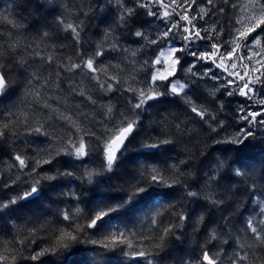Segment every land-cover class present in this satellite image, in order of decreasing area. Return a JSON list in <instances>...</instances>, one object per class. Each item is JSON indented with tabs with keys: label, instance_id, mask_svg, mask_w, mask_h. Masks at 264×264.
<instances>
[{
	"label": "snow or ice",
	"instance_id": "snow-or-ice-1",
	"mask_svg": "<svg viewBox=\"0 0 264 264\" xmlns=\"http://www.w3.org/2000/svg\"><path fill=\"white\" fill-rule=\"evenodd\" d=\"M49 2L51 3L52 0ZM107 2L114 3L117 7L118 24L121 27L137 23L135 18L139 9L144 10V15L165 22V30L154 35L137 29L132 33L138 38L134 42L144 41V44L137 49H123L125 52H130L131 57H136L144 47L156 46L154 58L145 59L138 67H136L137 61L131 60L132 74L121 80L119 73L108 74L109 67L120 68L119 64L104 66L97 64V58L102 57L106 50L101 42L97 45L96 50L86 58L85 53L77 52V61L68 57L67 63L60 64L59 67L68 73H74L77 70L82 71L85 75L91 73L89 79L94 80L105 94L116 91L130 93L129 109L121 111L117 115L116 106L111 102L100 105L99 107L103 110V119L97 121L102 125L98 134L92 127L85 126L80 119V116L84 115L87 120L88 116L93 114L78 113L73 115L70 111H62L59 107H53L48 102L52 97H46L42 90L53 85L56 88L60 87L59 72L56 73L55 81H52L51 75H49L41 82L38 72L32 71L28 77V84L32 87L26 95H30L35 104L49 110L50 114L47 116V120H52L53 117L62 120L71 131L68 132L67 138L53 137L45 129L47 120L43 122L38 120L35 126L27 127L28 135L44 136L51 139L52 142L46 148L37 150L35 156L16 152L11 157V161L7 165L8 172L11 173L12 169H16L18 174L15 179L0 183V188H14L20 181L21 175L24 174L30 180L24 182L27 187L22 191L10 198L0 200V213H5V210L11 209L21 201L31 203L40 200L45 194V189L42 187L43 181L52 183L62 177L76 176L81 181L92 184L96 177L114 172L120 166L129 146L137 141L140 134L141 112L151 108L153 102L164 103L163 98L165 97H179L187 107L189 115L198 117L199 122L206 124L212 133L217 134L225 130V119L218 118L225 105L222 100L217 99L216 94L223 89V95L227 97L244 98L237 102L234 114L235 120L241 126L235 133L213 141L216 145H224L223 148L217 149L222 153L234 152L239 156L252 146L251 140L256 138L257 130L264 132V92L261 91L264 89V0H220V4L234 10L233 23L227 40L222 39L225 29L219 21L213 22L207 27H197L194 22L198 19L204 20L217 13L223 15L226 9L220 6L217 0H204L203 5L197 6L198 13L196 15H189V10L195 4V0H132L131 6L125 0H107ZM84 15H87V12ZM56 21L62 26V30L70 33L72 40L79 44L82 22H66L63 16H58ZM0 24L11 25L14 29L23 28V25L14 18L3 14H0ZM111 31V29L106 30L105 39L111 35ZM3 35L0 32V38ZM8 36V41L0 42V97H6L11 89L7 67L9 64L18 65L25 71L33 67L29 64V58L20 55L21 40L14 38L11 32L8 33ZM41 36L46 38L49 33L44 31ZM177 37H179V44L176 43ZM200 41L206 42L203 49L197 43ZM108 50L119 51L121 49L118 43L113 42ZM185 56L192 58L190 61H185L187 67L182 64V59ZM30 58H38L49 65L55 60L53 55L44 56L40 52H35L34 56ZM205 65L208 67L205 68ZM214 68L220 69L221 74L217 75ZM178 71L183 72L185 77H191V79L179 78ZM137 72L146 73L143 81L137 79L135 74ZM100 74H104L106 79L102 81ZM205 78L217 82L209 89V95L218 105L214 109L206 106L205 103H198L200 98L194 99L189 94V90L192 89L196 80ZM33 81L38 82L39 86L33 85ZM72 91L76 92L77 89L73 88ZM77 94L85 97L93 105L97 103L92 96L87 95L83 88H80ZM56 99L60 100L59 97ZM63 102L67 104L66 100ZM254 105L259 106L258 110L253 107ZM76 107L78 108L79 105ZM8 117L7 120H0V139L6 138L10 132L12 135L16 134L12 131L14 123L28 125L29 116L23 111L19 113L18 117L9 111ZM174 127L177 135H182L186 130L182 128V122H177ZM173 144L174 140L171 137L163 139L144 137L136 144L137 155L143 157L145 161L153 162L143 165L139 176H133L128 181V187L124 189L122 195L108 197L109 202L103 203V206L97 205L87 215L84 214V209L79 204L74 208L61 209L59 216L66 224L55 228L51 233L50 242L44 247L33 250L28 256L23 255L22 249L27 244L35 243V240H0V249H2L0 250V264H16L18 257L31 261L33 264H42V258L45 256L75 255L73 248L79 243L91 244L94 246V250L102 249V252L97 253L98 256L119 249L120 254L127 257L133 264H141V262L142 264H162L165 258L162 253L166 249V242L170 238L179 240L177 229H182L184 222L189 220L186 212L177 211V205L170 204L168 210L179 223L170 222L166 226H162L159 221L163 212L159 210L154 212L150 218V234L122 230L115 227L112 220L119 216H135L157 197L170 195L169 192L160 189H173L176 185L184 187L186 195L196 198L197 202L203 199L209 205L220 207L224 204V200L216 188L222 186L225 181H235L236 178H240L241 181L251 179L246 171H242L241 167H231L226 165L225 159H218L208 171L202 170L203 188L199 191L192 190L184 180L188 177L196 179L197 174L187 170L182 171L180 168V165L190 168L189 161L182 159L178 164L175 162L169 164L168 160L160 158L162 155L168 156L171 149L166 146ZM93 153H97L100 157L98 167H89L86 163ZM59 157L71 159L60 160ZM75 162H80L82 171L79 175L71 170L75 168ZM59 165H63V167H58ZM45 166L50 167L45 169ZM226 167L229 168L231 175L224 171ZM41 169L43 171H39ZM25 170H27L26 173ZM261 178L264 179V176ZM3 179L4 173L0 171V181ZM250 187L253 196L252 203L259 209V219L249 217L246 221L245 232L250 234L251 242L236 236L233 237L235 247L230 255L222 247L212 251L208 248V244L217 242L227 245L229 243L228 240H221V234L212 229L208 234L207 244L201 248L200 255L194 260L184 261V264H264V199L256 195L255 182ZM228 190H232L231 185ZM236 190L238 191V189ZM62 195L69 199L79 200L75 191L62 193ZM203 222L204 217L201 215L197 223ZM43 227L41 225V228ZM88 230H91L93 235L101 234V238L84 240L83 237L88 235ZM36 232L37 229L32 228L28 230V235L35 236ZM13 245L20 247L14 248ZM66 264H72L70 258L66 260ZM109 264H122V262L113 257Z\"/></svg>",
	"mask_w": 264,
	"mask_h": 264
},
{
	"label": "trees",
	"instance_id": "trees-1",
	"mask_svg": "<svg viewBox=\"0 0 264 264\" xmlns=\"http://www.w3.org/2000/svg\"><path fill=\"white\" fill-rule=\"evenodd\" d=\"M125 2L131 6L132 0H125ZM106 7L105 15L100 17L96 4L94 3L92 6L90 0L87 3L85 0H52L51 3L49 0H0V14L10 16L23 25L21 29H14L11 25L0 24V32L4 34L0 38V42L8 41V33L11 32L14 38L21 40L20 55L29 58V64L33 65L27 71L18 65L9 64L7 66L11 89L6 97H0V113H2L0 120L9 119V111L15 113L17 117L23 111L28 114L29 121L27 126L14 123L12 131L16 134L12 135L10 132L6 138L0 139V171L4 173V179L0 183L15 179L18 174L16 169H12L11 173L7 169L11 157L16 152L35 156L37 150L46 148L52 142L51 139L44 136L28 135L26 132L28 126H35L38 120L46 121L47 116L50 114L48 109L35 104L33 98L26 95L32 87L28 84V77L32 71L38 72L41 76V82L43 78L49 75H51L52 81H55L57 79L56 73L59 72L60 87L56 88L53 85L42 90L46 97H52L48 102L53 107H59L62 111H70L73 115L78 113L93 114L89 115L87 120H85L84 115H81L80 119L85 126L92 127L98 134L102 129V125L98 124L97 121L103 119V110L99 107L100 105L111 102L116 106L117 115L119 112L129 109L130 93L116 91L105 94L94 80L89 79L91 73L85 75L80 70L68 73L59 67L60 64L67 63L68 57H72L74 61H77V52L85 53L86 58L87 55H91L96 50L98 44L103 42L106 50L102 57L97 58V64L100 66L119 64L120 68L109 67L108 74L119 73L121 80H123V71H121L125 65L123 44L135 43L134 41L138 38L132 33L137 29H143L151 17L144 15V10L139 9L135 18L137 23L130 24L128 27H121L118 24V9L115 4L106 2ZM225 9L223 15L216 14L218 18H223V23L232 21V10L228 6H225ZM85 12H87V15H84ZM58 16H63L66 22H82L79 44L72 40L70 33L62 30V26L56 21ZM230 26L225 31L224 38H229ZM108 29L112 30L111 35L105 39V32ZM44 31L49 33L46 38L41 36ZM113 42L118 43L121 50H108ZM29 45L31 47H28ZM35 52H40L44 56L53 55L55 60L49 65L38 58L31 59L30 57H33ZM134 60L139 65L140 58L135 59L134 57ZM100 79L105 80V75L100 74ZM185 79H191V77ZM33 85L38 87L39 83L33 81ZM73 88H76L77 91H72ZM80 88H83L87 95L92 96L97 103L93 105L85 97L78 95L77 92ZM192 89H194L195 98H200L199 103H205L213 109L218 106L213 102L214 98L204 91L201 80H196ZM223 92L222 89L216 97L222 100L225 105L223 112L218 117L219 119H225L224 131H220L219 134L212 133L206 124L199 122L198 117L189 115L187 107L179 97H165L163 98L164 103L153 102L151 108L141 112L140 134L137 141L129 146V150L122 158L120 166L114 172L96 177L95 182L92 184L81 181L76 176L62 177L52 183L43 181L42 187L45 189V194L40 200L31 203L21 201L19 204L12 206L11 209L5 210V213H0V240H35V243L27 244L22 249L23 255L28 256L33 250L44 247L50 242L51 233L55 228L66 224L59 216L61 209L74 208L79 204L84 209V214L87 215L97 205L103 206V203L109 202L108 197L117 194L122 195L124 189L128 187V181L133 176H139L143 165L153 162L145 161L143 157L137 155L136 144L144 137L149 136L161 139L171 137L174 140L173 145L166 146L171 149L168 156L162 155L160 158L168 160L169 164L172 162L178 164L180 160L187 159L191 167L180 165V168L182 171L187 170L197 174L196 179L188 177L184 180L182 178L192 190L199 191L203 188L202 170L204 172L208 171L218 159H225L226 165L231 167H241L242 171H246L251 179L241 181L240 178H236L235 181H225L222 186L216 188L222 194L224 200V204L220 207L209 205L203 199L197 202L196 198L188 197L186 189L181 185H176L173 189H160L169 192L170 195L157 197L148 207H144L137 212L135 216L114 218L112 224L122 230L150 234V218L154 212L158 210L163 212V215L159 217L162 226H166L170 222L179 223L168 210L170 204L177 205V211L183 210L186 212L189 220L184 222L182 229H177V235L180 236L179 240L170 238L166 242V249L162 253L165 257L162 264H184V261L194 260L200 255L202 246L207 244L208 234L212 229L221 234V240H228L229 242L227 245L217 242L208 244V248L212 251L222 247L230 255L235 247L233 237L236 236L251 242L249 239L250 234L245 232L246 221L249 217L259 219V209L252 203L253 196L250 186L253 182L256 185V195L264 199V179L261 178L264 176V133L257 131L256 138L254 140L250 138L252 146L239 156L234 152L225 154L217 151V149L223 148L224 145L214 144V139L230 135L240 126L234 118L237 97H227L223 95ZM57 97L60 98L59 101L56 99ZM65 100L67 104L63 102ZM76 105H79V107L77 108ZM177 122H182V128L186 129L182 135L176 133L174 125ZM45 129L53 137L63 136L65 138H67L68 132L71 131L64 121L55 119V117L52 120H47ZM58 159L70 160L71 158L59 157ZM234 161L238 162L233 163ZM86 163L89 167H98L100 165L99 155L93 153ZM75 165V168L71 170L79 175L82 171L80 162H75ZM49 167L45 166V169ZM58 167H63V165ZM39 171H43V169ZM224 171L231 175L228 167ZM26 172L27 170H25ZM29 180L30 178L24 174L21 175L20 181L17 182L14 188H0V200L10 198L17 192L22 191L27 187L24 182ZM53 185H56V187H53ZM229 185L232 186L231 191L228 190ZM69 191H75L79 196V200L69 199V197L62 195V193ZM201 215L204 217V222L197 223ZM41 225L44 227L41 228ZM32 228L37 229L35 236L28 235V230ZM99 238H101V234L93 235L91 230H88V235L83 237L84 240ZM13 247L19 248L20 246L13 245ZM102 251L98 248L94 250V246L91 244L79 243L73 248L75 255L66 254L65 257L45 256L42 258V264H66L68 258L71 259L72 264H109L113 257L120 260L122 264H133L127 257L120 254L119 249L98 256L97 253ZM16 264H33V262L18 257Z\"/></svg>",
	"mask_w": 264,
	"mask_h": 264
},
{
	"label": "rangeland",
	"instance_id": "rangeland-1",
	"mask_svg": "<svg viewBox=\"0 0 264 264\" xmlns=\"http://www.w3.org/2000/svg\"><path fill=\"white\" fill-rule=\"evenodd\" d=\"M85 1H86V3L89 2V0H85ZM90 1H91L92 6L94 5V3L96 4V6L98 8V14H100V17H103L105 15L106 11H107V7H106V2L107 1L106 0H101V1L100 0H90ZM217 3L220 4V0H217ZM203 4H204V0H195V4H193L192 8L189 10V15H196L198 13V7L197 6L198 5H203ZM220 5H223V4H220ZM225 6L226 5H224L223 7H225ZM228 8H230V7H228ZM233 15H234V10H232V17H233ZM174 19H177V17H174ZM216 21H219V23L224 27L225 31L228 30L229 26L230 25L232 26V23H233V21L223 23V21H224L223 18L222 17L218 18V16L216 14L215 15H211L210 17H206L204 20H199L198 19V20H196L194 22L197 24V27H201V26L207 27L209 24H211L213 22H216ZM231 26H230V29H231ZM141 30L149 33L150 35H154L156 33L163 32L165 30V22H163L161 20H158V19H153L151 17L149 22ZM222 39L223 40H227L228 38H224V36H223ZM249 39H251V37H249ZM176 43L177 44L180 43L179 37H177ZM197 43L201 47V49H203V47H204L206 42L200 41V42H197ZM143 44H144V41H139L138 43L135 42V43H132V44H123V49L124 48L137 49V48H140ZM155 48H156V46L144 47L143 51L139 52L138 55L135 57V59L140 58L141 61H139L140 62L139 64H141V63H143V61L145 59L154 58ZM124 53H125V65L123 66V77H122L123 80L128 78L132 74L133 65L131 63V60L134 59V57L130 56V52H125L124 51ZM191 59H192L191 57H187V56H185L182 59V64H184V67H187V63H185V61H190ZM138 66L139 65L137 64L136 67H138ZM198 67H199V65H198ZM204 67L207 68L208 65H205ZM213 70L216 72L217 75L221 74V70L220 69L214 68ZM135 74H136L138 80L143 81L145 79L146 73L137 72ZM177 76L179 78H181V79H185L186 78L184 73L181 72V71L177 72ZM201 81H202V85H203L204 91L207 92L208 94H209V89H211L213 87V85H215L217 83L216 81L208 79V78H205V79H203ZM136 86H140V85H136ZM261 91L264 92V89H262ZM189 94L192 95L194 99H196L195 95H194V89H190L189 90ZM236 97H237V99H236V103H235V110L237 108V102L238 101H242L244 99V98L239 97V96H236ZM253 107H255L257 110L259 108V106H257V105H254ZM257 131H259L260 133H264V132H261L260 130H257ZM233 133H235V131L232 132L231 134H233Z\"/></svg>",
	"mask_w": 264,
	"mask_h": 264
}]
</instances>
